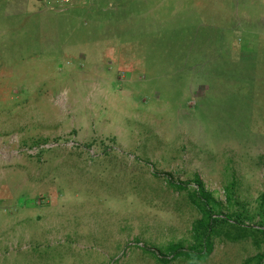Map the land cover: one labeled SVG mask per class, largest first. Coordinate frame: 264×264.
<instances>
[{"label": "rangeland", "instance_id": "1", "mask_svg": "<svg viewBox=\"0 0 264 264\" xmlns=\"http://www.w3.org/2000/svg\"><path fill=\"white\" fill-rule=\"evenodd\" d=\"M196 176L264 228V0H0V264H162Z\"/></svg>", "mask_w": 264, "mask_h": 264}, {"label": "trees", "instance_id": "2", "mask_svg": "<svg viewBox=\"0 0 264 264\" xmlns=\"http://www.w3.org/2000/svg\"><path fill=\"white\" fill-rule=\"evenodd\" d=\"M194 182L196 184V188H194L192 194H188L190 195V200L193 202V205L197 207L198 211L200 212V217L191 226L194 243L189 249H184L180 244H170L166 248V250L169 252L167 256L165 254L162 256H157L158 253L160 254V250H157V252L152 251V254L160 263L167 264V262L175 260L179 257L189 260L203 259L212 250L213 237L220 234H223L230 240L243 239L250 236L254 238L256 233L262 234L264 237V228H262V225L253 227L243 223V218L246 216L245 212H243V214L235 213L234 216H222V213L219 211V209L216 210L217 207L221 205V202L215 199L211 191L206 190L204 184L201 182L198 176L195 177ZM173 186L178 189H183V186L180 184H173ZM233 188L234 186L230 185V188L227 189V201L229 205L232 203L231 196L232 193H234ZM235 203L240 206L239 202ZM259 209L261 213L262 224L264 223V192H262L260 195ZM260 213L258 214L260 215ZM234 230L237 233H234ZM261 258V255H257L258 262L256 261L255 264H258ZM251 260V258H247L242 262V264H250Z\"/></svg>", "mask_w": 264, "mask_h": 264}]
</instances>
